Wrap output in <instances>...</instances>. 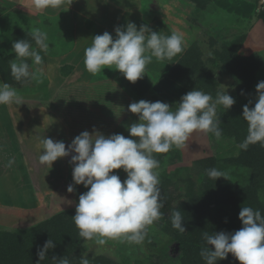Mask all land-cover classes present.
I'll return each instance as SVG.
<instances>
[{"label": "rangeland", "instance_id": "rangeland-1", "mask_svg": "<svg viewBox=\"0 0 264 264\" xmlns=\"http://www.w3.org/2000/svg\"><path fill=\"white\" fill-rule=\"evenodd\" d=\"M77 1H80L79 4L81 3L84 6L77 5ZM77 1L72 0L79 7V12H81H77L75 15L78 23V33L81 35L79 36L82 42L80 50H84V44L91 41L86 29L89 24H95L92 20L86 24L87 19L84 20V15L82 14L94 13L96 19H101L102 23L115 10L111 20H114L113 17H115L116 22L114 21L110 25L112 27L110 29L114 30L110 34H112L114 39L116 38L115 28L117 26H126L129 22L135 23L138 29L142 24H147L152 30L162 36H170L173 31L181 32L184 37L183 45L185 44L188 48L192 44H196L200 49L204 72H208L218 81L216 91L227 92L231 95L236 90L233 76L223 72V63L214 55L215 48L216 52L221 51L224 41L235 38V36L234 38L232 37L235 31L227 29V26L235 23L232 16L228 17V15L221 13L220 10L212 5L202 8L191 0H116L118 4L115 5L114 9L109 7L111 0H107L108 5L103 3V1H98L93 5H89V0ZM255 2L257 10L259 9L258 11L264 9L263 0H255ZM222 3L225 4V0H222ZM143 8H146L147 12L144 13ZM23 13L25 12L15 8L10 0H0V46L6 44L13 32L17 30L30 31L35 27L48 33L49 50L45 53L37 48L43 58V63L33 67L41 68L44 73L37 85L39 91H33L35 81H26L23 86H14V88L17 89L22 97H35L39 98V100H45L49 96L47 92L50 82L47 77L44 60L48 56L63 64V67L61 66L58 69L55 66L56 62H53L56 68L53 66L51 68V74L54 78L52 80L54 87H51V89L54 91V95H62V99L56 98V103L59 105L57 110L59 111L56 112V106L53 109L56 112L55 114H58L61 119L67 120L63 121L66 126L60 120H57L53 116L55 114H53L52 109L44 104L45 106L39 111V121L46 122L50 127L43 129L45 124L41 127L39 125V129H43V137H52L56 141H63L67 147L68 141H70L68 140L69 137L73 140L84 131L94 134L93 130L95 129L105 136L118 133L123 134L126 138L138 140L139 138L130 137V133L127 131V126L139 120L138 114L131 113L128 110L129 104L140 100L155 102L160 99L162 102L172 106V110L175 111L176 107H178L177 104L181 101V97L192 91L189 88L188 91H178L177 96L170 101L166 97L164 99L154 93L152 88L154 82L158 83L161 74L164 72L163 68L168 70L173 62L165 60L158 62L153 58V62L147 65L143 76L152 85L150 84L147 88L148 90L146 89L147 91H141V94H136L130 91L127 86H124L123 74L115 70L114 66L112 68H102L97 74L93 75L88 71L85 72L86 68L83 61L81 63V66H83L82 74L84 72L90 74L88 78L90 79L91 95L87 97L82 94L80 96L67 95V99L63 100V96L66 93L63 94L62 91H68L67 89L69 88L66 89L68 83L61 81L62 79L58 78V76H66V72H71L75 67L69 60H63L66 53L71 51L72 48L71 45L69 47L73 34L71 10L65 8L62 14L55 16L51 22H45L42 17L44 14H39L38 16L35 14V17H31ZM249 14L250 12H243V18ZM253 20L254 22L256 21V19ZM257 21L254 37L262 43V39H264L262 35L264 26L262 25L264 24L261 20L257 19ZM102 24H99L93 33H103ZM246 30L248 29L246 28ZM50 43L52 44L50 45ZM255 52L259 53L260 66L254 71V87L251 91L256 92V85L260 81H264V48ZM172 60L174 61L175 59ZM192 75L193 80L198 77V73L192 72ZM144 80L142 78L137 81L139 87H143ZM116 87L119 89L118 92H115L117 91ZM73 94L71 93V95ZM152 94H156V96ZM23 103L22 105L11 104L12 114L4 113L11 116L10 119L6 118L4 121L9 123L16 122L17 127L19 126V129L17 128L19 134H22L25 127H32L26 122L29 121V116L23 119L21 113H28L33 108L27 107L28 103ZM18 106L21 108H18ZM39 106H43L40 101ZM68 109L71 111H68ZM222 109L223 106L217 107V117H219ZM33 113L34 111H32ZM54 118L59 122L60 128L56 127ZM24 124L27 126H24ZM7 131V137L5 139L0 138V140L12 142L17 138L15 127L8 128ZM241 143L234 135L222 134L217 139L212 134L196 132L190 136L183 149L177 150L173 148L167 154L155 157L160 162L159 178L169 180L166 190L171 194L170 205L173 210H179L184 217L185 232L181 233L174 229L170 217L166 220L160 218L147 227L145 239L140 244L110 240L105 246L98 247L92 241H85L80 249L81 255L86 252L92 257L105 256L115 261L116 264H185V262H189V258H191L190 261L193 263L195 259L204 264L205 261L200 256L201 249L206 246V242L203 239L204 232L210 230L209 234L221 231L231 233L241 229L243 226L239 219V212L243 206L223 200V195L221 194L222 188L229 184L239 185L243 188L250 183L252 177L250 166H246V164H242L239 161V156L242 154L239 147ZM1 146L3 147L0 151V166L3 169L0 171L1 230L11 231L29 228L38 222L40 223L53 217L60 211L70 209L76 211V204L79 202L80 194L88 189L83 185H74L73 171L68 172L66 170L68 175H63L65 172L64 162L58 159L52 165H39V175L47 180V182L41 183V177L35 176L36 169L31 164L28 165L27 169L25 167L24 169L16 168L19 164L14 159V164L5 168L1 161L7 164L13 156L9 153V150H4L6 145ZM41 153L39 152V154ZM211 157L213 158L212 167L201 161ZM36 160L38 161L37 158ZM213 167L226 172L230 179L223 177L218 178L216 181L213 179L215 202L211 205L209 213L205 215L201 208H198L200 204L189 198L187 180L191 179L194 181V188L199 191L210 180L206 175V170ZM113 174L119 175L122 182L127 177L123 169L113 170ZM37 177L39 180H37ZM59 181L62 184L57 188ZM70 184H73L75 189L72 193L67 191ZM31 185L34 190H31ZM159 187L163 195L164 189L161 188V185ZM257 194L260 199L259 202L264 204V185L258 188ZM12 205L14 206L11 208L7 207ZM219 210H221L220 213H218ZM219 262L222 263L220 260L217 264Z\"/></svg>", "mask_w": 264, "mask_h": 264}, {"label": "clouds", "instance_id": "clouds-1", "mask_svg": "<svg viewBox=\"0 0 264 264\" xmlns=\"http://www.w3.org/2000/svg\"><path fill=\"white\" fill-rule=\"evenodd\" d=\"M63 0H32L33 7L42 12L48 8H59ZM116 38L105 31L91 38V45L84 50L86 70L95 75L102 68L118 70L130 82L136 83L145 75L147 65L155 58L158 62L171 59L183 50L184 37L173 31L162 36L147 24L139 29L133 22L115 28ZM29 39L14 40L12 52L15 58L8 61L11 76L17 82L39 81L44 73L43 58L37 48L45 53L49 50L48 33L40 28L30 30ZM33 42L35 47L33 46ZM32 60L30 65L28 60ZM155 84V83H154ZM254 107H243V119L247 122V135L239 145L247 150L249 145L264 146V81L256 85ZM235 100L227 92H217L215 98L196 88L181 97L175 111L162 101L140 100L128 105L131 113L138 114V122L127 126L130 137L114 133L110 136L96 131H84L69 145L44 137L43 152L38 155L39 165H52L60 158L71 156L74 185H83L86 192L80 194L76 214L72 217L78 234L84 241H92L103 247L110 240L129 244L144 241L146 229L161 218L164 207L159 187L160 162L154 154L168 153L173 148L186 146L190 136L196 132L222 136L217 107L230 109ZM22 105L23 97L8 83H0V105ZM74 153V154H73ZM10 158L6 167H11ZM123 169L127 174L122 182L113 170ZM209 179L226 178L228 174L217 168L206 170ZM73 184L67 191H74ZM242 228L234 232L203 233L206 246L200 251L205 264H217L227 259L229 253L240 264H264V215L258 209L243 206L239 212ZM172 227L186 231L184 217L179 210L171 213ZM56 247L50 238L37 249L38 261L44 260L49 249ZM54 264H70L67 257H53ZM80 264H90L88 254L81 256Z\"/></svg>", "mask_w": 264, "mask_h": 264}, {"label": "trees", "instance_id": "trees-1", "mask_svg": "<svg viewBox=\"0 0 264 264\" xmlns=\"http://www.w3.org/2000/svg\"><path fill=\"white\" fill-rule=\"evenodd\" d=\"M191 1L202 8L213 4L212 0ZM9 4L11 3L9 2ZM142 10L144 13L147 12L146 8ZM258 16L264 22V9L258 12ZM42 17L45 19V22H51L55 16L42 15ZM29 33L30 31L27 30H17L11 34V38L6 44L0 46V78L3 83H8L13 87H20L26 83V81H15L11 76L8 61L15 58V53L12 52L13 41L21 39L31 40ZM244 38V35L237 36L233 40L224 41L221 51L216 52V48L214 49V55L223 63V72L233 76L236 86V90L230 95L235 100L234 105L230 109L223 107L219 114L218 118L221 121L220 128L222 129V134L234 135L240 143L246 137L248 129L247 122L243 119V107L249 105V101H252L251 105H249L250 107H254L255 105L257 93L251 91V89L254 87V71L260 66L258 52H253L248 56L240 54L239 51ZM33 46L35 47L34 42ZM201 55L200 49L196 44H192L184 55L167 70L166 75L190 90L198 88L215 98L218 92L216 91L218 81L208 72H204L205 69L201 62ZM28 62L31 65L32 60L29 59ZM192 72L198 73V77L195 80H193ZM241 153L239 156L240 163L250 166L252 172L250 183L243 188L239 185L230 184L222 188L221 194L223 195V200L241 204L242 206H250L253 209L260 210L261 214L264 215V204L259 202L260 199L257 194L258 188L264 185V146H261L260 143L249 145L247 150L241 148ZM163 154H154V156L160 157ZM201 161L212 167V157ZM159 180V186L161 185V188L164 189L162 195L164 207L161 209L163 213L161 219L166 220L169 217L171 218L170 212L174 211L170 205L171 194L166 190L169 180H165V178H159ZM187 182V194L189 198L195 203L200 204L198 208H201L202 212L207 215L211 205L215 202L213 179L208 180L199 191L195 190L194 181L188 179ZM220 212L221 210L218 211V213ZM75 214L76 211L70 209L60 211L53 215V217L40 223L38 222L29 228L11 231L0 229V264H54V256H65L69 259L70 264H80L82 256L80 249L85 241L79 236V230L72 219ZM208 232L211 231L209 230ZM50 238L55 242L56 247L49 249L44 260L38 261L36 255L37 249L41 248ZM88 259L90 264H116L115 261L105 256L92 257L88 255ZM190 260L191 258L185 264H202V262H198L195 259L194 263ZM221 261L222 263L219 262L218 264H240L232 254H229L227 259Z\"/></svg>", "mask_w": 264, "mask_h": 264}, {"label": "crops", "instance_id": "crops-1", "mask_svg": "<svg viewBox=\"0 0 264 264\" xmlns=\"http://www.w3.org/2000/svg\"><path fill=\"white\" fill-rule=\"evenodd\" d=\"M10 1L12 2V5L15 6V8H19V9H21V11H24L25 12V13H23L24 15H28L31 17H35V14L37 16L39 14H44L46 16L54 17V16L61 15L65 8L71 10V18H72V22H73V29H72L73 34H72V42H70L69 47L71 45L72 48H71V51L66 53V56L63 60L64 61L69 60L71 63H73L75 65V67L71 72H68L66 74V76L60 75V77L58 76V78H61L62 79L61 81H65V83H68V86H66V89L69 88V89H67L68 91H62L63 94L66 93V95L63 96L64 97L63 100H65V98L68 96H75V95L80 96L81 94L85 95L84 97L90 96L91 95L90 94L91 86H90V81H89L90 79L88 78V75H90V74L85 73L87 70H85V72L82 74L83 66H81V63L84 61V50H85V48H87L91 45L92 41H90L89 43H85L84 44L85 46H83L84 50L83 49L80 50V46H81L82 42L80 41L79 36H81V35H79V33H78V29H77L78 23H77L76 18H75V15L77 14V12L80 11L79 7L77 6L80 1L75 0V1H77V5H76L75 3L72 2V0H70V1L69 0H63L61 6L59 8H48V9L43 10L42 12L37 11L33 7L32 0H10ZM67 1H69V2H67ZM98 1H103V3H105V4L108 3L107 0H95V1L89 0L88 3H89V5H93V4H96ZM111 1L112 2L109 4V7L114 9L115 5H117L118 2H116V0H111ZM212 3H213L212 6L217 8L218 10H220L221 13L228 15V17L229 16L233 17V19H234L233 22H235V23L227 26V29L229 28L228 30L233 29L235 31L234 32L235 34H233L232 37L234 38V36L237 37L240 35L245 36L244 41H243L242 46H241L240 51H239L240 54L248 56L255 51L261 50V48H264V39H262L263 42L260 43L259 41L256 40V37H254V34L256 32L255 26H257L255 24H256V22L258 23L257 19L261 20V22L264 24L263 20L258 16V12H259L258 10L259 9L257 10V4H256L255 0H225V4L222 3V0H212ZM79 6L83 7L84 5L80 3ZM114 12H115V10H114ZM243 12H245V13L250 12V14L248 16H246L245 18H243ZM79 13H81V12H79ZM113 13L108 19H106V21L102 22L103 24L101 23V19H96V16L94 13L93 14L83 13L82 14V15H84V20L87 19L86 24L88 23V21H91V20L94 21V23H95V24H89L88 28H90V29H88V28L86 29L87 30L86 33L89 35L90 38L94 37L98 33H99V35H102L104 33V31H107L109 33L111 31H114V30L110 29V28H112V27H110L111 23H113L115 21V17H113L114 20H111V17L114 16ZM253 19H256V21L254 22ZM99 24H102L103 33L102 32L93 33ZM262 26H264V25H262ZM243 27H245V28H243ZM246 28L248 30H246ZM262 31H263L262 35L264 36V29ZM182 47H183V50L181 53L177 54L176 56H174L170 60L165 59V61L173 62L171 64L174 65L184 55V53L188 49L185 44ZM172 59H175V60L173 61ZM53 62H56L55 66L58 69L63 65L62 63H59L58 61H56L54 58H51L48 56L44 60V65H45L46 70H47V77H48V80L50 82L49 86H48L49 87L48 92H47V94H49V96H47V99L39 100V98H35V97H23V102H26L29 104V105H27V107L29 106L33 109H31L28 113L22 112L21 117L23 119H26L27 116H29V121H26V122H28L30 124V126L32 125V127H25L22 134H19V131H18L19 126L17 127L16 122L9 123V122L4 121L6 118H8V119L11 118L10 114H8V115L4 114L5 112L12 114L13 110L11 109L10 105H0V138L5 139V137H7V135H8L7 129L12 128V127L16 128L15 134L17 135V138H15V140H13L12 142L0 140V151L3 148L1 145H6L4 147L5 148L4 150H9V153L12 154V156L16 160L17 164H19L16 168L24 169V167H25V169H27L28 165L31 164L36 169L35 176L38 175L39 177H41L39 175V163L36 160V158H38L39 152H43V146L41 143V140L44 138L42 136L43 129L50 127L49 125H47L46 122L39 121V111H41V109L45 105H47L49 108L52 109L53 114H55L57 111H59V110H57V109H59V107H58L59 105L56 103V98L59 97V99H62V95H60V94L54 95L53 94L54 91H52V89H51V87H54V84L52 82V80L54 78L51 74V68H52V66L54 68H56L54 66ZM163 70H164V72L161 74V77H160V80L158 81V83L154 82L155 84H153L152 88L154 90V93L162 96L164 99L167 98L170 101L173 99V97L177 96L178 91H188L187 87H185L182 84L174 81L173 79H171L170 76L166 75L167 69L163 68ZM143 78L145 79L144 80L145 83H144L143 87H139L137 82L132 83V82L128 81L122 75V79L124 81V86H127L130 91H132L133 93H136V94H141V91H145L150 86V84L152 85V83H150L149 80H147V78H145V77H143ZM0 82H3L1 78H0ZM38 83H39V81H35V88L33 89V91H39L38 87H37ZM115 89H117V91H115V92H118L119 89L117 87ZM49 90H51V91H49ZM70 90H74V91H70ZM78 91H82V92H78ZM71 93H74V94L71 95ZM156 94H152V95L156 96ZM54 96H55V98H53ZM39 101L42 102V104H43L42 107L39 106ZM159 101H161V100L159 99ZM54 106H56V108H55L56 112L53 109ZM65 106H64V108L67 109V107H65ZM18 108H21V107L18 106ZM32 111H34L33 114H32ZM68 111H71V110L68 109ZM53 116H55V118L57 120H60L66 126L65 122H63V121H67V120L61 119V117L58 114H55ZM56 119H55V125H56V127H59V122H57ZM43 124H45V127L42 130H40L39 125L41 127V126H43ZM24 126H27V125L24 124ZM65 134H66V129H65ZM48 138H51L54 141H56L55 138H52V137H48ZM67 138H68V136H67ZM68 140H70V141H68V145H69L71 143L72 139L69 137ZM19 153L21 155L18 156L17 154H19ZM70 159H71V156H70ZM59 161L64 162L63 166L65 169V172L63 173V175H65V174L68 175L66 170H68V172L73 171V165H71L69 163L70 160L68 159V157L60 158ZM1 162L3 163L4 166L6 165V163H4L3 161H1ZM5 168H6V166H5ZM2 170L3 169L0 166V171H2ZM37 180H39L38 177H37ZM60 181L57 184V188H58V186L60 187V185L62 184ZM40 182L41 183L47 182V180H45L44 178L41 177ZM31 187H32V185H31ZM31 190H34V188L32 187ZM25 196H26V193H25ZM1 204L2 203L0 202V206H1ZM13 206L14 205L7 206V207L11 208ZM0 209H1V207H0ZM19 209H17V210H19ZM14 211H16V210H14ZM0 215H2V212H0ZM9 216H7V218H9Z\"/></svg>", "mask_w": 264, "mask_h": 264}, {"label": "water", "instance_id": "water-1", "mask_svg": "<svg viewBox=\"0 0 264 264\" xmlns=\"http://www.w3.org/2000/svg\"><path fill=\"white\" fill-rule=\"evenodd\" d=\"M68 159L71 160V159H70V156H68Z\"/></svg>", "mask_w": 264, "mask_h": 264}, {"label": "built area", "instance_id": "built-area-1", "mask_svg": "<svg viewBox=\"0 0 264 264\" xmlns=\"http://www.w3.org/2000/svg\"><path fill=\"white\" fill-rule=\"evenodd\" d=\"M263 3H264V0H263Z\"/></svg>", "mask_w": 264, "mask_h": 264}]
</instances>
